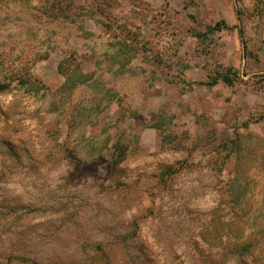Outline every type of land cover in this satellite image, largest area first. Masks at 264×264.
<instances>
[{
	"label": "rangeland",
	"instance_id": "obj_1",
	"mask_svg": "<svg viewBox=\"0 0 264 264\" xmlns=\"http://www.w3.org/2000/svg\"><path fill=\"white\" fill-rule=\"evenodd\" d=\"M0 84V264H79L134 215L180 258L225 183L264 227V0H0Z\"/></svg>",
	"mask_w": 264,
	"mask_h": 264
},
{
	"label": "trees",
	"instance_id": "obj_2",
	"mask_svg": "<svg viewBox=\"0 0 264 264\" xmlns=\"http://www.w3.org/2000/svg\"><path fill=\"white\" fill-rule=\"evenodd\" d=\"M223 81L232 83L228 76ZM4 89L0 84V92ZM179 170L168 167L164 175H175ZM225 184L228 195L223 212L217 205L208 222L212 229L206 231L204 225L198 233L203 239L211 234L213 242L208 246L194 243L188 247V252L186 247L178 253L180 258H154L150 252L151 243L139 240L138 221L141 218L134 215L125 226L127 230L112 233L109 239L83 248L79 264H264V227H259L255 218L251 219L243 210L241 197L232 193V185ZM135 240L136 246L133 245Z\"/></svg>",
	"mask_w": 264,
	"mask_h": 264
}]
</instances>
